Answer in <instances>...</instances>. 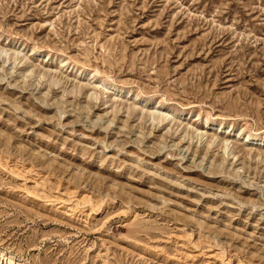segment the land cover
I'll list each match as a JSON object with an SVG mask.
<instances>
[{"label": "rangeland", "instance_id": "374dc122", "mask_svg": "<svg viewBox=\"0 0 264 264\" xmlns=\"http://www.w3.org/2000/svg\"><path fill=\"white\" fill-rule=\"evenodd\" d=\"M0 264H264V0H0Z\"/></svg>", "mask_w": 264, "mask_h": 264}, {"label": "bare ground", "instance_id": "6f19581e", "mask_svg": "<svg viewBox=\"0 0 264 264\" xmlns=\"http://www.w3.org/2000/svg\"><path fill=\"white\" fill-rule=\"evenodd\" d=\"M91 74V73H90ZM94 77V76H93ZM159 118H161V120L163 121L164 119L167 118V115H161V116H158ZM208 123V121H206ZM200 130V129H199ZM198 136L201 134L202 136V133H197ZM244 139V142L246 145H250L252 141H257V140H254V138L250 137L249 135H245L243 137ZM213 140H214V137H213ZM259 143V142H258ZM220 144H221V147L223 148L224 150V155L225 157L224 158H229L231 156L230 159H235L237 157V154L234 150H232L230 148V141L229 139H221L220 140ZM252 157V156H251ZM183 159H185V156L183 155ZM3 255V254H2Z\"/></svg>", "mask_w": 264, "mask_h": 264}]
</instances>
